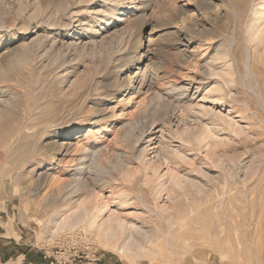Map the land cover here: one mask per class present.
<instances>
[{
	"label": "rangeland",
	"instance_id": "1",
	"mask_svg": "<svg viewBox=\"0 0 264 264\" xmlns=\"http://www.w3.org/2000/svg\"><path fill=\"white\" fill-rule=\"evenodd\" d=\"M261 1L157 0L139 17L143 0H121L122 13L114 20L103 14L104 0H70L69 9L58 14L57 22L38 26L31 16L46 0L5 1L14 11L7 16V26L0 29V79L5 76V83H0L4 101L0 103V156L6 154L0 158V264H209L212 256L221 257L220 246L227 245L219 238L223 221L237 224L240 264H264V87L260 86L262 98L257 91L246 96L234 82L226 88L225 104L213 102L216 93H212L224 69L220 59L225 52L220 49L223 36L241 35L253 18L251 9L259 10ZM112 2L108 0L107 8L115 5ZM20 9L23 14L17 16ZM127 19L132 22L126 23ZM47 34L58 36L57 42L73 41V48L66 43L60 59L54 53L32 65L15 63L26 56L31 43ZM241 42L234 49L238 57L244 52ZM247 45L246 50L253 47ZM254 55L259 61L257 52ZM132 57L134 61L124 66ZM146 64L156 72L150 80L153 83L149 82L152 86L146 83L140 88L136 77L131 89L128 76ZM237 70L234 66L239 77ZM114 84L121 88H113ZM88 92L92 93L88 104L105 109L107 125L72 122L83 101L79 96ZM156 94L163 95L166 104L179 100L176 104L182 102V109L170 101L155 117L148 115ZM244 99L251 110L241 105ZM137 119V134L142 137L136 147L141 157L130 165L133 175L118 176L99 188L107 206L104 221L112 223L116 238L123 242L133 234L136 246L122 254L118 246L103 245L95 233L82 228L56 234V222L48 224L37 202L20 197L16 166L27 156L30 164L40 161L42 169L49 171L47 157L34 154L58 131L71 132L61 140L71 147L81 133L88 144L98 141L114 151L130 152L131 145L115 135L122 122ZM34 123L50 127L45 137L18 141L16 134L31 132L27 128ZM205 131L209 137L199 143L198 136ZM43 170L37 171V179ZM140 191L143 203L138 199ZM115 217L123 226L113 221ZM203 248L208 259L199 256Z\"/></svg>",
	"mask_w": 264,
	"mask_h": 264
},
{
	"label": "bare ground",
	"instance_id": "2",
	"mask_svg": "<svg viewBox=\"0 0 264 264\" xmlns=\"http://www.w3.org/2000/svg\"><path fill=\"white\" fill-rule=\"evenodd\" d=\"M5 1L6 0H0V11H1L0 12V29H4L7 26V21H8L7 16H9V14H12L14 11V7H12L11 5H8ZM81 1L85 2L87 0H81ZM156 1L157 0H143V2H141V5H139L140 6L139 8L141 9L138 11L139 17H141V15L146 11V9H148L149 7H152V5H154V3ZM263 1L264 0H262L261 2H263ZM113 2L115 3V5L113 7L107 8L108 7V4H107L108 0H104L105 4L103 5V8H104L103 14L107 13V18L117 20V17L119 18L118 15H120L122 13L124 4H122L121 0H113ZM124 2H126V1H124ZM207 3H208L207 5H209L210 1ZM250 4H251V2H250ZM260 4H262V3H260ZM70 5H71L70 0H46V4L44 6L36 8L35 12L31 16V21L35 22L36 26H38L37 24L42 25V24L47 23V22H49V23L52 22V24H53V23L57 22L58 14L67 11L69 9ZM211 6H213V5H211ZM255 8H257V7H255ZM255 8L253 7L251 9V15H250L251 17L250 18H252V17L253 18L251 21L249 20L248 22H246L247 24L245 26H243V28L241 29V35H239V36L235 35L234 36V34H233L232 37L226 36L227 38L223 36V38L225 39V43H224L223 47H221L220 49L224 50L225 52L223 54V57L220 59L224 61V63H223L224 69L222 70L223 71L222 73L219 72L220 73L219 78H221V81L218 82L217 86L214 87V89L212 91L213 94L216 93V97H215V99H213V102H216L217 104H225L226 103L225 100H227V98L224 96V95H226V96L228 95V91L226 90V88H228V89L231 88L232 85H234V82L236 83V86H234V87H236V89H238V85H239V87L243 90L242 93H244L246 96H249L248 94L250 92L253 93V92L257 91L256 94L258 97H260L261 96L260 94L263 93L264 88L262 89V88H260V86L264 87V3L261 5V8L259 7V10L255 9ZM206 9H208V8H206ZM137 10H138V8H137ZM22 11L23 10H21V9L18 10L16 12L17 16H19L20 14H23ZM226 14H227V17L229 19L231 16L229 17L228 12H226ZM220 16H221V14H220ZM235 18H236V16H235ZM131 19H127L126 23L130 22ZM104 21L108 22V20H105V19H104ZM57 24H59V23H57ZM83 24H85V21ZM106 25H108V23ZM91 28H94V27H91ZM238 34H239V32H238ZM67 36H65L64 38H67ZM42 37L39 38L38 40L34 41L33 43H31L26 48V56H24L25 54L21 55V57L18 59V62H16V60H15V63L16 64L23 63V64H31L32 65L37 60L43 59V57L45 58L47 56H51V55L53 56L54 53H55V55H58V58H59V56L62 54V52H61L62 48L66 47V43H68L67 48L72 47L74 45L73 41L69 42L70 40L66 41V42L64 40L63 43H61V41L57 42L58 36H52L51 37V36H49V34H47V36H45L43 38ZM139 39H140V37H139ZM240 40L242 41L241 46H243L244 52H243V55L238 57L234 53V49H235L236 44H238ZM245 42H246V46H245ZM247 44L253 45V47H250V50H251V48H254L253 52H251L252 50L250 51L249 49H247V50L245 49V47L247 48V46H248ZM251 45H249V46H251ZM112 46H113V44H112ZM115 47L117 48V46H115ZM110 52H111V55H113L112 50ZM254 52H257V55L259 57L258 58L259 61H256L257 59H256V56L254 55ZM55 58H56V56H55ZM110 58H112V56ZM134 59L132 57L129 60V62L126 59V62H123L124 66H128L130 64V62L132 63L134 61ZM105 61H103V62L105 63ZM122 61L123 60H121V62ZM112 62H113V60H112ZM15 63L13 65H11V67H8V70H11L12 67L14 68L16 65ZM105 64H107V63H105ZM102 66H104V65H102ZM102 66H101V68H103ZM150 66L148 64H146L145 68L139 67V68H137V72L134 74V76H132V75L128 76L127 80H129L128 82L131 84L130 85L131 89H133V87H134L133 83L135 82L136 77H137V84L140 88H142L146 83L148 84L147 86L149 88H150V86H152L151 83H153V82H151L150 80L152 78H154V76H156V74H155L156 72L154 69L150 68ZM234 66H235V68L237 67V69H238L237 71H239V77H238V73L236 71H234ZM108 67H109V65H108ZM65 71H64V73H66ZM4 72H7V70ZM101 72H103V71H101ZM236 73H237L238 78H237V80H234V76ZM59 75H61V74H59ZM59 75H57L58 79L60 77ZM4 78H5V76L4 77L2 76V78L0 79V83L5 81ZM55 79H57V78H55ZM149 82H151V83L149 84ZM260 82H262V84H260ZM111 83H114V82H111ZM95 86H97V84ZM95 86H94V89H95ZM114 86H115V84H114ZM118 86H119V84H118ZM121 86H123V84ZM116 87L117 86H115L113 88H116ZM107 88H108V85H107ZM118 88H121V87H117L116 89H118ZM90 89L92 90L91 87H90ZM108 89H110V88H108ZM103 90L106 91L105 86H104ZM86 91H88V90H86ZM134 91L136 92L137 90L135 89ZM64 92H65V90H64ZM61 93H62V91H61ZM91 94L92 93L89 94V92H88V95H86L85 93H82L79 96V98H83V101H82V104L79 107H77L78 109L75 110V113H73L74 115L72 118V122H76V121L81 122L82 121L83 123L84 122L91 123L92 125H96L98 123L106 124L108 117L105 114V109H102L99 105H96V104H93V105L88 104L89 99L91 97ZM209 94H211V92ZM72 95L73 94H71V96ZM85 95H86V97H85ZM263 95L264 94H262V96ZM93 96H94V94H93ZM162 97H163V95H162ZM162 97L157 95V94L154 96V100H153L154 102L152 101L153 104L149 107V109L150 108L151 109H150L148 115L155 117L161 109H163L164 107H167L166 105L169 104L171 99L166 104V102H164V99H166V98L163 97L164 99L162 101ZM253 97H255V96H253ZM203 98H206V97H203ZM249 98L250 97H248V99ZM260 98H262V97H260ZM131 99H132V97H131ZM127 100H129L128 96H127ZM167 100H169V99H167ZM2 101L3 100L1 98L0 103H2ZM178 101L179 100H177V102ZM235 101H237V100H235ZM171 102H170V104H171ZM239 102H240V100H239ZM176 103H173L174 106L177 105V108L179 110H180V108L182 109V106H181L182 102H181V104L180 103L176 104ZM257 103H260V102H257ZM101 105H102V103H101ZM241 105L243 106V108L245 107V109L251 110L249 103L246 99H244L241 102ZM253 114H255V113H253ZM2 118H3V116H1V114H0V119H2ZM27 129H29L28 131H31V130L32 131L31 132H25V133L24 132H18L16 134V138L18 139V141H21L25 138H33L34 140H36L39 136L41 138H43L49 132L50 127H48V126L40 127L39 124L34 123V124H30ZM208 129H210V128H208ZM139 130H140V121L138 119L134 120V121L133 120L124 121V122H122L121 128L119 129V131L115 135V137H121L122 141L125 143V145H131V148H130L131 151L127 152V153L122 151V150L121 151H118V150L114 151L113 149H111L110 145H105V143L100 144L96 140H95L96 141L95 145L88 144V143H86L88 140H86V142H84V139H86V138L82 139V137H84V135L82 136L81 133L77 134V137H78L77 142L75 145H73V147H71L70 144L66 145L63 142L61 143L63 135H69L71 132L68 130L64 134H62L61 132H59L57 130L58 132L53 134L50 138L48 137L45 143H43L40 147L36 148L35 153L39 152V154H34V157L35 156L37 157V155L47 157V158L46 157L45 158L47 159L48 163L51 166L49 171H44L42 169V163L40 161L35 162L33 164H30L32 162H30L29 158H26L27 156L25 157L26 160H24L25 162L22 165L16 166V169H15L16 170L15 172H17V176H16L17 178L16 179H17L19 186L21 187V191L19 188V191L21 192L20 197L23 198L24 196H27L30 198L31 201L37 202V208L41 212L43 218L46 217L48 224H52L53 222H56V225H57V228L55 230L56 234L59 233L60 231H63V230L69 231L72 229L82 228L85 232L95 233L97 235V237L102 240L101 242L103 245L118 246L120 249V252L122 254H127L128 252L132 251V248H134L136 246L135 243H138V241L135 242V236L133 234L130 235L129 239L128 238L125 239L124 242L121 241V239L119 237L116 238L117 237V235L115 234L116 231L114 230V228H112V226H111L112 223L108 222L107 220L104 221L103 213L107 209V206H106V204H104L102 202L101 195L99 194V191H100L99 188H102L105 185H108L111 181H113V179H116L118 176H123L124 178H127V177H130L131 175H133V171L130 169V165L133 164L134 161L137 162V160L141 157L140 155H137V152H138L137 149L138 148L136 147L140 143L141 137H142L141 133H140L141 135L138 137L137 133ZM141 132L143 133V130ZM208 137H209L208 132H206V131L202 132L198 136V142L202 143L203 141L207 140ZM65 139H68V138H65ZM67 146H68V148H67V152H66L65 150H66ZM144 151H146V150H144ZM144 151H143V153H144ZM107 155H110V157L106 158ZM5 156H6V154L4 156L3 155L0 156V158L4 159ZM40 156H39V158H40ZM67 157H68V159L70 157V159L66 160ZM30 158H31V156H30ZM32 160H33V158H32ZM55 166H57L56 168L58 170H56ZM61 168L65 169L64 171H67V173H69V174L66 176L62 172ZM38 170H43L42 173H40V174L38 173L40 175L39 179H37V177H36ZM258 174H260V173L258 172ZM255 175H256V173H255ZM108 177H109V180L107 179ZM2 183H3V185H5V180H3ZM140 193H141V191H140ZM140 193H138V195ZM138 195L136 193V196H138ZM138 199H140L139 201H141V203L144 202V197L142 196V193H141V195L138 196ZM34 204L35 203H33V207H34ZM114 220L118 221L119 224L121 226H123V223L120 222V220H118L117 217H115L113 219V221ZM99 221H102V222L100 223ZM221 224L222 225L220 226V232H219L220 242L221 243H227V245H225V246L221 245L220 246L221 247V257L218 255L220 253H217L219 258H214L212 256L211 262L209 264H240V257L236 254V252H237V250L240 251V248H242V247H240V242H238L239 237H237V235H236L237 224L235 223V221L233 223H231L230 225L224 221L221 222ZM136 232H137V230H136ZM233 232H235V233H233ZM123 234H124V232L120 233V235H123ZM234 240H235L236 244L234 243ZM139 247H140V243H139ZM139 247H137L136 249H138ZM209 248H211V247H209ZM203 250H204V248L201 249V254H199V256H201L203 258H207L208 254L206 253V251H203ZM211 253H212V251H211ZM241 254H243V253H241ZM213 255H215V254H213ZM193 256H194L193 258L196 259V256L195 255H193ZM245 259H247V257ZM262 259L264 260V258H262ZM201 262H204V261H201ZM252 264H254V263H252Z\"/></svg>",
	"mask_w": 264,
	"mask_h": 264
}]
</instances>
